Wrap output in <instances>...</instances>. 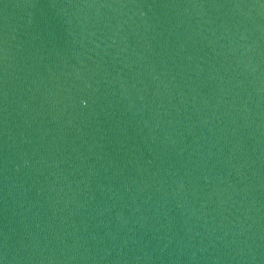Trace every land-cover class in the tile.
I'll use <instances>...</instances> for the list:
<instances>
[{
    "label": "water",
    "instance_id": "1",
    "mask_svg": "<svg viewBox=\"0 0 264 264\" xmlns=\"http://www.w3.org/2000/svg\"><path fill=\"white\" fill-rule=\"evenodd\" d=\"M0 264H264V0H0Z\"/></svg>",
    "mask_w": 264,
    "mask_h": 264
}]
</instances>
